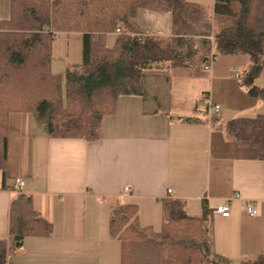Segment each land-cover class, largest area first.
Wrapping results in <instances>:
<instances>
[{
	"label": "crops",
	"instance_id": "1",
	"mask_svg": "<svg viewBox=\"0 0 264 264\" xmlns=\"http://www.w3.org/2000/svg\"><path fill=\"white\" fill-rule=\"evenodd\" d=\"M145 12L139 10L137 25L153 34L142 28ZM241 56H220L206 71L175 75L170 100L157 113L141 97H121L91 141L51 138L39 115L12 113L7 179L3 183L1 174L0 183V238L9 242L8 264H120L121 242L109 232L111 211L135 204L140 221L151 226L163 221V203L172 199L208 220L221 263L264 255V160L224 130L230 120L264 113V102L241 85L248 66L243 59L236 64ZM215 105L218 112L210 110ZM15 178L25 181L22 194L53 225L51 236L17 244L10 237ZM227 201L230 217L214 214ZM246 202H255V217L246 214Z\"/></svg>",
	"mask_w": 264,
	"mask_h": 264
},
{
	"label": "trees",
	"instance_id": "2",
	"mask_svg": "<svg viewBox=\"0 0 264 264\" xmlns=\"http://www.w3.org/2000/svg\"><path fill=\"white\" fill-rule=\"evenodd\" d=\"M169 12L172 33H146L137 25L139 10ZM113 47L107 37L116 33ZM80 34L82 62L65 77L51 70L54 36ZM245 56L241 85L264 102V0H214L208 11L188 0H11V17L0 22V172L7 179L9 122L12 113H34L51 138L97 139L106 116L121 97L154 103L152 113L170 100L175 75L208 70L220 56ZM146 108V112H148ZM216 120H214L215 122ZM227 137L256 149L264 160V114L230 120ZM185 202L163 203V227L138 222V206L111 211L109 232L121 242V264H221L213 255L211 228L191 216ZM15 244L30 236H51L53 225L20 194L10 208ZM0 264H8V240L0 238ZM241 264H264V255Z\"/></svg>",
	"mask_w": 264,
	"mask_h": 264
},
{
	"label": "rangeland",
	"instance_id": "3",
	"mask_svg": "<svg viewBox=\"0 0 264 264\" xmlns=\"http://www.w3.org/2000/svg\"><path fill=\"white\" fill-rule=\"evenodd\" d=\"M190 1L197 3L198 5H200L203 8H206L210 12L213 9L214 0H190ZM142 10H146L145 13L140 14V19L142 20L143 23L142 24L143 29H145L148 32H152L153 34H159L161 36H165L168 33L169 34L167 36L171 35L172 16L169 12H157L148 9H142ZM10 17H11V0H0V19H1L0 22L3 20H8L10 19ZM54 38L55 40L53 44L51 70L54 74L65 77V74L68 71V69H70L73 65L82 62V49H83L82 36L76 33H72V34L57 33L55 34ZM116 39H117L116 33L110 34L107 37V45L109 47H113L115 45ZM237 58H241V59H236L235 60L236 64H240L242 59L246 60V62L248 61L245 56L243 57L241 56ZM256 85L258 87H264V78L256 80ZM215 116L220 117L219 115H215ZM0 183H1V173H0ZM106 214L107 211L104 210V216H106ZM138 222L143 227L150 226L149 224H145L143 218L140 221V213H138ZM150 224L154 231L158 232L162 230L163 221L162 222L151 221ZM8 251H9V242H8ZM120 254H121V250H120ZM213 255H215L214 252ZM221 264H229V263L226 261H222Z\"/></svg>",
	"mask_w": 264,
	"mask_h": 264
},
{
	"label": "built area",
	"instance_id": "4",
	"mask_svg": "<svg viewBox=\"0 0 264 264\" xmlns=\"http://www.w3.org/2000/svg\"><path fill=\"white\" fill-rule=\"evenodd\" d=\"M116 34H121V31L117 30ZM213 61H215V59ZM210 110L218 112L220 110V106L215 105L212 108H210ZM24 187H25V181L22 178L14 179L12 184V190L14 191V193L19 195L20 193L23 192ZM169 193H172V191H169ZM244 210L246 214L250 217H255L258 214V210L256 208L255 202H246L244 206ZM214 214H218L226 218L230 217L231 215L230 201H227L225 204H221L217 208H215Z\"/></svg>",
	"mask_w": 264,
	"mask_h": 264
}]
</instances>
